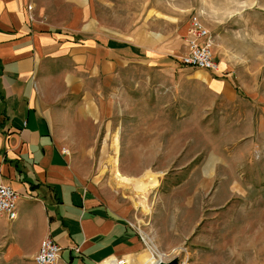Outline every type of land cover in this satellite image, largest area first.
Wrapping results in <instances>:
<instances>
[{"label":"crops","instance_id":"obj_1","mask_svg":"<svg viewBox=\"0 0 264 264\" xmlns=\"http://www.w3.org/2000/svg\"><path fill=\"white\" fill-rule=\"evenodd\" d=\"M96 7L94 0H0V183L19 193L17 218L0 214V264H36L46 238L63 248L59 264L117 257L145 264L148 245L133 223L137 192L120 185L116 172L138 179L162 166L159 153L168 150L150 156L142 141L152 130L164 134L165 112L156 99L132 95L145 83L131 74L164 66L166 49L143 28L129 38L108 33ZM178 51L182 57L188 49ZM211 82L219 93L222 83ZM121 95L129 125L118 128ZM116 136L112 177L104 162L110 148L116 153ZM135 152L143 168L132 173Z\"/></svg>","mask_w":264,"mask_h":264},{"label":"rangeland","instance_id":"obj_2","mask_svg":"<svg viewBox=\"0 0 264 264\" xmlns=\"http://www.w3.org/2000/svg\"><path fill=\"white\" fill-rule=\"evenodd\" d=\"M94 1L108 33L129 38L143 28L166 49L164 66H139L131 74L145 83L132 95L156 99L166 115L164 134L152 130L146 141H136L148 146L150 156L158 147L168 150L159 153L161 168L153 169L160 181L152 169L138 179L116 172L120 185L137 192L139 220L133 223L147 241L145 264L173 258L178 264H264V0ZM193 16L212 35L217 74L180 62L178 50L186 46ZM211 80L222 83L219 93L218 86L210 88ZM124 98L118 128L129 125ZM145 105L135 104L134 110ZM124 134L125 128L121 137L127 144ZM119 143L114 137L116 153L110 148L104 162L111 176ZM138 153L128 167L132 173L143 168ZM154 248L161 254L157 261L149 255Z\"/></svg>","mask_w":264,"mask_h":264},{"label":"built area","instance_id":"obj_3","mask_svg":"<svg viewBox=\"0 0 264 264\" xmlns=\"http://www.w3.org/2000/svg\"><path fill=\"white\" fill-rule=\"evenodd\" d=\"M28 10L31 12L33 6L29 5ZM212 46L210 31L202 24L198 16H193L186 38L188 51L180 58L181 64L185 67L217 74L219 64L214 58ZM63 153L67 154L68 151L64 149ZM18 200L19 193L16 190L0 183L1 215L6 216L9 220H15L18 216ZM139 231L142 234V231ZM142 238L147 242L144 236ZM62 251L63 248L57 242L46 238L41 242L35 262L36 264H59ZM108 264H130V261L126 257H117L110 260Z\"/></svg>","mask_w":264,"mask_h":264},{"label":"bare ground","instance_id":"obj_4","mask_svg":"<svg viewBox=\"0 0 264 264\" xmlns=\"http://www.w3.org/2000/svg\"><path fill=\"white\" fill-rule=\"evenodd\" d=\"M114 144H115V142H114ZM114 149H115V148H114ZM155 178H158V177H154V179H155ZM154 185H155V181L152 182V184H151V186H150L149 189L147 188L146 190L143 191L144 194H143V197H142V198H143L142 201L144 200V197L149 193V191L154 189ZM143 211H145V210H143ZM154 251H155L154 253H156L157 257L154 255L153 252H150V250H149V255L152 257V259H153L154 261H157V260H159V256H160L161 254L157 253L156 250H155V248H154ZM147 263L150 264V261L148 260ZM130 264H132V261H130Z\"/></svg>","mask_w":264,"mask_h":264},{"label":"water","instance_id":"obj_5","mask_svg":"<svg viewBox=\"0 0 264 264\" xmlns=\"http://www.w3.org/2000/svg\"><path fill=\"white\" fill-rule=\"evenodd\" d=\"M179 260L178 258H173L172 260L169 261H159L157 264H178Z\"/></svg>","mask_w":264,"mask_h":264}]
</instances>
